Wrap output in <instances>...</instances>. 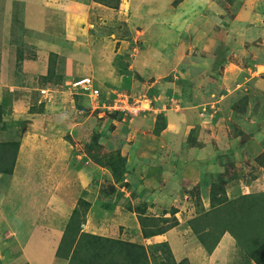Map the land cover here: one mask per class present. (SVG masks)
I'll list each match as a JSON object with an SVG mask.
<instances>
[{
	"label": "crops",
	"instance_id": "crops-1",
	"mask_svg": "<svg viewBox=\"0 0 264 264\" xmlns=\"http://www.w3.org/2000/svg\"><path fill=\"white\" fill-rule=\"evenodd\" d=\"M116 1L117 0H0V76H2L0 79L2 82L0 83V99H3L5 93H8L9 90L19 91L25 88L28 89L32 86V88L37 87L35 89L37 92V100L33 104L29 103L28 110L29 108L32 109L33 105H37V103L38 105L41 104L44 106V104L39 103V96L41 95L40 89H48L50 87L48 83H42L41 78L45 77L47 74L50 56L52 55L54 57H59L60 54H62L65 57L66 80L63 75L64 85L69 86L72 81L76 80L70 79L75 68L78 69L77 71H80L81 68H85V72L81 74L79 72L76 76L92 75L96 87L100 89V87L106 86L105 88L107 90L103 91L105 93L104 95L107 97L106 99L114 96L115 92L119 91L124 93L127 92L129 95L128 89L135 91L132 90V88L135 86L138 87L136 82L140 85L150 82L151 87H155L159 85L158 82L160 80L170 77V74L174 75V80L171 82L173 83L172 88H174L173 94H169L168 89H172L171 87H164L166 83H160V88L162 89H156V92L151 93L153 94V98L152 105L148 109L149 112L130 119V121L135 119L141 124L142 122H148L149 125L150 119H152L150 120L151 123L155 121V112H163L164 114H160L164 116L170 113L169 116L166 117L168 125L161 130L160 134L152 136V134L146 133L144 129H135L133 130V135L138 136L139 139L132 144H128V142L131 143L132 140L127 139V144L124 143L125 148L120 151L127 157L128 162L130 161L131 155L133 156V161L135 158L138 159L139 156L142 155L147 162L151 160V163L147 165L145 161L146 166H144V162L138 160L139 165L137 168L144 170L142 171L143 175H140L141 172L137 173V170L135 174L126 172L124 180L122 181L126 184L123 185L120 190L119 187H117L116 191L110 193L111 195L108 198L111 201H105L102 197L99 199L100 188L97 184H92L93 177L96 176L102 168H100L96 162L90 160L86 153H83L85 158L78 154L77 149L74 148L76 145L87 146V144H89L88 140L91 141V138L89 137L87 140L85 136H88L87 128L90 124L83 123V125H79V123H74V125H69L67 121H65L67 124L66 127L63 124L54 123L52 120L44 123L39 116L47 115V113H33L38 116L30 117L29 119L31 121L29 122V120H27L28 123L26 122L27 124H24L27 127L22 128L24 131V138L21 142V138L17 135L18 132H14L18 138L15 137V139L12 136H9L8 139L6 138V142L15 139L16 142L11 145H18L17 149H15L16 154L13 155L15 158L12 157L11 159V161L13 159L15 160L12 173H5V175L12 176L14 181L13 185L9 188V192H11L9 197H13L12 194H15L17 191L16 187H18L29 195L32 203H36L39 207L34 208L35 219L32 221L31 230L26 236H24V234L20 236L19 232L15 230L13 232H6L4 237H0V239L4 238V240H6L10 236H12V239L15 238L13 240L16 246V253L19 254L21 259L25 260L26 264H68V260L58 257L56 252L64 233V231L62 232L63 228L67 226L74 209L78 206L79 200L84 199L90 203L86 214V220L82 225V230L85 232L142 244L147 249H149V246L152 244L167 242L176 262L187 259L189 264H257L250 255H247L246 250L240 246L241 243L239 244L238 236L235 238L229 230H226L220 236L218 244L212 251L208 250L199 240L200 235L204 233V231H199L196 223H189L190 221H187V217L193 214L195 210L193 201L184 199V197L188 198L186 193L183 194L180 192V189H177L179 187V181H177V179L179 177L180 179L186 178L188 173L183 170V168L179 171L174 170V168L183 166V161L187 160L183 159L184 151L181 149L182 147H179L181 142L177 144L178 137L174 136L175 139L170 140L166 137L169 134L166 133L172 130V125H175L170 118L174 113L175 121H179L178 125L174 126V130L185 128V126L187 128L190 126L192 127V125L189 124L194 123L191 118V121L185 122L184 126H182L186 117H192L191 112L194 110L186 109V105H183L181 102L187 104L192 99L188 100L187 96L183 93L178 95L179 92L175 89L178 86L175 81L178 78L177 74H181L183 69L186 71L185 75L189 74V72H187L188 69L185 66L183 67L184 64H182L184 63V58L190 56V54H186L188 45L184 42H180L182 40V34L178 32V27L180 26L182 29L186 27L189 18L186 14V9L191 8L192 0H175V2L172 0L173 3L169 0H149L150 9L146 8L144 6L145 4L141 3L145 0H118V3L115 4ZM259 1L260 0H245L235 12L231 9L232 1L227 8L229 12L233 13L231 19L228 17V23H223V25L217 27V30L224 29L225 32H236V38L242 42L236 46L238 48V54L231 53L236 47H232V49L226 47L228 59L226 58L224 60L225 64H223V66L225 65V68L230 72L229 80L232 79V75H237L239 77L243 76L244 82L242 83V81L238 79L230 81L228 85H224L225 83L222 80L224 91H227L229 87H236L237 85L242 88L245 87L244 91L239 90L242 92V98L245 96L249 98L250 96L247 95H252L256 91V88L253 86H259L264 83V78H261L262 74H264V4L258 3ZM15 2L24 3L25 14L23 23L28 30L20 29V33L23 36L22 40L15 39L12 36V25L13 22H15ZM141 7L155 14L151 22L147 24L142 22L146 17L150 16H147L145 14L146 12L143 10L139 13ZM57 15L62 16V23L57 22ZM107 16L112 17L110 20H119L118 16L123 17L122 21L125 23L121 26V36H118V33H114L111 29L108 30L107 27L100 25L102 24L101 20L107 18ZM91 18H95V21H92ZM96 22L99 24L97 28L95 27L97 25ZM235 23H237V25ZM153 24H164L175 29V32L172 30L168 31L169 34L175 35V40L174 38L172 39L173 49L171 51H166L167 48L163 49L164 47L160 50L156 47L153 49V43L148 41V38H151L154 34L152 31ZM105 26L112 28L115 25L106 23ZM91 37L95 39H91ZM176 41L178 42L176 43ZM71 48L73 49V53ZM224 48L225 47L222 49ZM30 50L34 51L26 53ZM181 50H184L185 53L182 54ZM21 51H23V58H21L19 54ZM166 53L170 55L171 60L165 58ZM80 56L82 58H80ZM116 56H121L120 59H122V63L127 65L124 72L120 66L114 64V57L116 58ZM40 57H42V60L39 59ZM39 60L42 61L44 65L41 64ZM78 60L80 62H78ZM18 63L20 65H18ZM217 63L218 62L214 61V57L210 59V62L209 59L207 60V65L211 64L207 74L213 78V80L217 79V76L214 75L212 71L213 68L217 67ZM76 65L77 67H75ZM7 66H10V68L7 69ZM21 67L23 69L26 67L30 68L26 78L23 75L20 76L21 72H23ZM11 69L14 72H9V74L12 73L13 77H9L7 73ZM135 70L139 73H135ZM199 71L200 70H197L196 73L201 76ZM14 74L17 77H15ZM223 77L224 75L222 78ZM28 79H32V81H28ZM3 80L5 83H3ZM184 80L189 82V86L195 84L190 77ZM39 81H41L39 86L34 85ZM122 85H124V87H121ZM248 85L250 86L249 88H247ZM68 89L72 88L69 86ZM58 91L63 92V89ZM232 93L233 92L225 94L220 93L221 95L219 97L221 99L219 98L216 102L222 99L224 100ZM77 94L80 95L79 99L78 101H76L77 97H75V100L72 99L74 104L69 101L70 108L76 107L80 111H83V107L88 106L89 108L91 106L92 108L93 104L90 105L92 102H85L86 100H90L88 95L80 91ZM166 105H172V107L175 105V107L178 106V108L174 110V113L172 109L163 111L166 110ZM182 105L184 106L183 109H186V111H182L183 113L178 114L177 111L179 108H182ZM94 111L95 109L92 108V112ZM6 115H8V113ZM148 116H150V118H148ZM99 117H103L101 112L99 113ZM6 120L8 119L3 115V121L7 122ZM155 125L156 123L153 124V131ZM51 126L54 128L51 132L53 136L54 134L56 135L59 130H64L66 137L56 138L58 136L56 135V137L54 136L55 139L51 137L48 132L46 133L50 135V138L46 137L43 133H40V135L39 133L29 134L28 132L38 129L49 130ZM92 127L94 131L98 130L93 124ZM125 128L129 130L130 125L125 123ZM132 129L130 131H132ZM6 130L7 128L1 130L0 133L6 132ZM130 131H128V133H131ZM27 133L29 136L26 135ZM180 133L181 131L177 134L179 135ZM250 137L251 140H253L254 136ZM74 139L79 141V143H71L75 141ZM83 139L85 140L83 141ZM159 141L169 143L171 146L166 145L164 148L163 143L159 145ZM175 141L177 145H175L176 150L173 151L175 148L173 142ZM158 145L164 149L159 148ZM133 147H136L135 152H133ZM15 150L13 149L11 153H15ZM23 150L26 152L24 153ZM198 151H200L199 148L195 146L185 154H196ZM128 152L129 154H127ZM167 152H171L170 156L176 158L174 161L175 163H173L174 167L171 170L165 169L166 167L163 166L160 167L161 165L158 163V160H161L162 165L166 164V162H170V156L167 158V156L164 155ZM74 154H76V159L73 157L74 159L71 161ZM152 157L156 158L152 160ZM72 163H75V166ZM69 165L74 168L68 170ZM180 171L184 172L180 174L178 173ZM4 177V172H0L1 203L7 200V196L4 194L5 191L3 192L1 190ZM168 178H170L171 182ZM133 183L137 184L133 187ZM127 185L129 187L128 189L131 191L130 193H124ZM134 190L136 194H138L137 197L140 195L141 199L143 198L144 200L142 208H146L147 211L144 215L158 217L161 216V213L155 214L151 211L162 209L165 210L164 217L167 218V214L174 208V214L177 217L178 225L176 224L174 228H171L163 234L145 238L138 218V209L136 208V204L138 203L133 202V208H131V205L127 204L125 206L122 203L124 200L123 197L129 196ZM241 194H244V192H241ZM228 196L230 197L229 193ZM206 198H208V196L203 197V200ZM105 204H107V206ZM104 209L108 210L105 217L103 216L106 219H100V214L102 213L100 211ZM201 209L203 212L198 211V213L192 216L193 219L197 216H203L204 213L209 210L208 207L205 209L204 204ZM36 210L38 211L36 212ZM0 215L3 217L1 211ZM90 224H94L95 227H98V230H108V227H110L112 233L117 235H107L98 233L97 231H88L86 227ZM55 225V228H45L46 226ZM57 226H61L62 229ZM220 228L222 229V227ZM61 232L62 235L58 240H55V235H60ZM216 233L218 234V232L213 233L214 237ZM214 237H210V239H212L211 242H214ZM3 258H6V255L0 253V260L2 261Z\"/></svg>",
	"mask_w": 264,
	"mask_h": 264
},
{
	"label": "rangeland",
	"instance_id": "rangeland-1",
	"mask_svg": "<svg viewBox=\"0 0 264 264\" xmlns=\"http://www.w3.org/2000/svg\"><path fill=\"white\" fill-rule=\"evenodd\" d=\"M169 1L173 3L172 0H169ZM173 1L175 2V0ZM232 1L233 3L231 6V9L235 12L236 9L245 0H192V4L190 6L191 8L190 9L188 8L189 14H188V9H186V14L189 17L187 20L188 22L186 23V27H183V29L179 26L178 32L182 34L181 35L182 40L180 42L182 43L184 42L186 45H188L187 46L188 50L186 54H190V56L184 58V63L182 64H184L183 67L185 66L188 69L187 72H189V74L185 75L186 74L185 69H183L182 71L183 74L182 73L177 74L178 78L175 81L178 86L175 89L176 91L179 92L178 95H181L180 93L185 94L184 89L191 90L192 100L188 102L187 104H184V102H181V103L183 105H186L185 106L186 109H193L194 111L191 112L192 117H188V118L186 117V120L183 122L182 126H184L185 122L191 121V118L193 119L194 123L189 124V125H192V127L190 126L191 128L190 127L187 128L185 126V128H179L180 130L179 129L174 130L173 129L174 126H177L179 123L178 120L175 121V113H174V110L178 108V106L175 107L174 105V107H172V105H166V108H165L166 110H163V111H167V109H172L174 113V115L171 116L170 118H171V121L173 120V123L175 125L171 126L173 128H171L172 130H169L166 133V134H169L166 137L170 140L171 139L174 140L175 139L174 136L178 137L177 144L181 142L179 147H182L181 149H183L184 151L183 159L187 160V161H183L184 162L183 166H180L179 168L178 167L174 168V170H177V171L183 168V170H185L188 173L186 178L180 179L179 177L177 179V181H179L178 182L179 187L177 189H180V192H182L183 194L186 193L188 198L184 197V199L192 200L195 205L194 206L195 210L193 211V214H190L187 217V221L188 222L190 221L189 223L191 222L196 223V225L201 231H203L205 227H207L209 224L211 226H214L215 222L216 224H218L217 228L223 227L225 224L233 227L232 236L234 235L236 238L238 235V237L240 238V239L238 238L239 244L241 243L240 246H242V248H244L247 251V255L249 256V249L254 247V244L249 239L247 240L245 239L244 241V234L242 235V231L240 230L242 223L240 222L236 223L238 221L236 220V218L242 215L243 218L249 219V217L253 215L251 222L257 223L258 225H262V227L261 226L259 227L261 228V233H263V236H264V212L260 210L263 213V215H261V212H258L257 214L258 216H260V219L262 221L256 220L253 209L250 212L244 211V210L240 211L236 209V211L232 210L233 213L230 214L229 209L226 211V209L223 208V210L219 211L220 212L219 218H216V215L215 216L210 215L211 216L210 218V216L207 217L205 214L203 216H197L194 219L192 218V216L198 213V211L203 212V210L201 209L203 204L205 205V209L206 207H208L209 210L211 209L210 207L212 206L211 205V195L213 192L211 191L212 189L210 185H213L216 183L218 184L222 183L223 181L221 180L223 178L226 179L225 189L227 190V193H229L230 195V200L237 199L238 197H240L241 192L253 193L254 195L259 194V193H264V168L261 166L264 164V161H261L260 163L256 160V158H258L259 155L262 152H264V140H263V137H264V130H263L264 128V83L260 84L259 86H253L256 88V91L252 95H247L250 97L248 98L246 104L243 101L244 98H242L243 97L241 95L242 92L239 91V90L244 91L245 87L242 88L237 85L236 87H229L227 91H224L223 86H222L223 82L225 83L224 85H228L229 82L232 80L239 79L240 81H242V83L244 82L243 76L239 77L237 75H232V79L229 80L230 72L228 69L225 68V65L223 66V64H225L224 60L226 58L228 59L227 57L228 52L226 50V47L232 49V47H236L242 42L236 38L237 36L236 32L234 33L225 32L224 29L217 30L218 26L223 25V23H226L229 20L227 19L228 17L231 19V15L233 13L229 12L227 8L229 7ZM253 1H256V0H253ZM117 3H118V0L115 2V4ZM141 3L145 4L144 6L146 8H149V9L151 8L149 4L150 3L149 0H145ZM258 3L264 4V0H260ZM14 4H15L14 6L15 7V22H13V25H12V36L15 39L22 40L23 36L20 33V29L28 30V28L23 23L24 14H25L24 3L15 2ZM142 10L146 12L145 14L147 16H150V17H146L142 22L145 24H147L148 22H151L153 20L152 17H154L155 14L151 13L150 11H147V9L146 10L143 9V7H141V9L139 10V13H141ZM118 17H119V20L117 19L110 20L112 19V17L107 16V18H104L101 20L102 24L100 25H102L103 27H107L108 30L111 29V31H114V33H118L117 34L118 36H121V33H120L121 32L120 30H122L121 26L125 22L122 21L123 19L122 16H118ZM91 20L95 21V18H91ZM57 22L59 23L63 22V18L61 15H57ZM106 23H111L115 26H113L112 28H109V26H105ZM235 24L237 25V23ZM98 25L99 24L97 23L95 27L97 28ZM152 26H153L152 31L154 34L151 36V38H148V41L150 43H153V46H152L153 49L156 47L160 50L164 47L163 49L167 48L166 51H171L173 49L172 39L174 38L175 40V35L169 34L168 31L172 30L175 32V29L174 28L172 29V27L166 26L164 24H157V25L153 24ZM95 38L91 37V39H95ZM177 42L178 41H176V43ZM223 47L225 48L222 49ZM32 51L34 50L27 51L26 53H31ZM71 51L73 53L72 48H71ZM181 51H182V54L185 53L184 50H181ZM162 53L164 54L163 51ZM231 53L238 54V48L236 47V49ZM224 56L226 58H224ZM212 57H214V61L218 62L217 67L213 68L212 70L214 75L217 76L216 80H213V78H211L207 74L211 67V64L207 65V60L209 59V62H210V59ZM234 57L237 58L236 56ZM80 58L82 57L80 56ZM165 58L167 60H171L170 55L168 53L165 54ZM39 59L42 60V57H40ZM40 60L39 62L43 64L42 61ZM117 60L121 61L122 59L118 58ZM114 61H115V57H114ZM78 62L80 61L78 60ZM50 66L54 67V74H53L54 77L53 78L64 75L65 80H66V76H65L66 75V62H65V57L62 54H60L59 57H54L53 55L50 56V60L48 64V71L46 75H48L49 73ZM75 67H77V65ZM9 68L10 66H7V69ZM21 69L23 72H21L20 76L23 75L26 78L27 74L29 73L28 71L30 70V68L26 67L23 69L21 67ZM11 70L8 71L7 73L9 74V72H14L13 70L12 71ZM77 70L78 69L75 68V70L71 74L70 79L77 80L79 78L86 77V76L93 78L92 75H82L81 77L76 76L77 74H79V72L81 74L82 72L86 71L85 68H81L80 71H77ZM197 70H200L199 72L201 76L196 73ZM135 73H139V72L135 70ZM170 75H171L170 77H166L160 80L158 82L159 85L156 84L158 86H155V87L152 86L153 88L151 87L150 82L143 83L141 85L138 84V82H136L138 87L135 86L132 88V90H135V91H131L128 89V93L130 96L132 95L131 96L132 99H142L145 97L150 98L149 96L150 93L156 92V89H162L160 88V85H161L160 83L162 84L166 83L164 87L166 86L171 87V88L173 87V83L171 82H173L172 80H174L173 79L174 75L172 74ZM223 75L224 77L222 78ZM9 77H13V74L10 73ZM15 77L17 76L15 75ZM64 77H61L60 81L55 82V79H53L47 82L48 86L50 87L48 89H51L52 91L51 95L53 96V98H51L50 100H46V102H43L42 104H44V106H42L41 104L38 105L37 103V105H33L32 109L29 108L28 110L29 103L33 104L37 100V92L35 90L37 87L32 88V86H30L28 89L25 88L19 91L15 90L16 92L9 90L8 93H5L4 98L0 99V111L2 107V110L5 111L4 116L8 120H6L7 122L3 121L5 123L4 126L5 128H7V130L6 132L0 133V144L5 143L6 138L8 139L9 136H12L13 138H15L17 137V135L18 137L21 138L20 139V142H21L22 139L24 138L23 136L24 131L22 128L27 127L24 124L28 123L27 120H29V122L31 121L29 119L30 117H36L38 116L37 114H40V113H47V115L39 116L40 119L44 121V123L52 120L54 123H60V124L65 125L66 127H67V124L65 121H67L69 125H74V123H79V125H83V123L90 124L88 125V128H87L88 136H85V138L86 139L89 137L91 138L93 152L101 160V162L98 165L100 166V168H102L101 171L98 172L97 175L93 177L92 184L93 185L97 184V186L100 188V194L98 196L99 199H101L102 197L105 199V201H111L108 198L111 195L110 193L112 191H116L117 187H119V190H120V188L123 187V185H125L126 183L115 180V178L113 177L112 170L108 166L109 161L111 159H115V157H117V155L121 152L120 150L125 148L124 145L127 144V141H128L127 139L132 140L131 143L128 142V144H132L139 139L138 136L133 135V130L144 129L146 133L152 134V136L158 135L155 133V131H153V124L156 123L155 126L157 127L161 126L162 124H165L167 126L168 121L166 117H168L170 113L164 116L163 115L164 113L160 112V113H163L162 117L164 118V119H160L157 116V115H160V113L155 112L154 114L155 121L151 123L150 120L152 119H150L149 125H148V122H142L141 124V123H138L135 119L130 121V119H132L131 117L125 116L123 113H121V115L119 113L115 114L113 112H109V110H106V109L105 110L97 109L94 112H92L91 106L89 108L88 106L87 107L81 106L83 107V111L78 110L76 107L70 108L69 101H71L72 104H74L72 99L75 100V97H77L76 101H78L80 95L77 93L80 91V89L75 90L73 89L71 85L69 86L72 89H68L69 86L64 85ZM189 77L190 79L194 81L195 83L194 85L189 86L188 84L189 82L187 80H184L185 78H189ZM1 78L2 76H0V79ZM261 78H264V74H262ZM32 79H28V81H32ZM4 80H3V83H5ZM41 80L43 79L41 78ZM0 83L2 82L0 81ZM40 84H41V81H39L38 83H35L34 85L39 86ZM105 87L106 86L100 87V90L102 93L101 99L103 100L104 99L106 100L107 98L104 95L105 93L103 92L107 90ZM121 87H124V85H122ZM181 87L182 88L184 87V88L182 89ZM249 87L250 86L248 85L247 88ZM5 89L7 90L6 87ZM62 89H63V92L58 91ZM173 89L174 88L168 89L169 94H173ZM249 91H245V92H249ZM230 92H233V93L229 97L225 98L224 100L222 99L219 102H216L219 100L220 98L219 96L221 94L230 93ZM15 95L17 96V98ZM85 97L87 98L86 95ZM39 98H41V95L39 96ZM112 98L113 96L110 97V99ZM89 99L90 100H86L85 102L88 103V101H90L93 103L92 99L91 98ZM105 102L101 103V101H99L100 106ZM92 103H90V105H92ZM94 103L96 104V102ZM145 105H146V102H145ZM183 105H182V108H179V110L177 111L178 114L183 113L182 111H186V109L185 110L183 109L184 108ZM33 111H40V112H33ZM157 111H162V110H157ZM100 112L103 114L102 118L99 117ZM146 112H149V111L147 110ZM146 112H144L143 114H145ZM7 113L8 115H6ZM33 113H37V114L35 115ZM88 113L90 114V116ZM148 118H150V116H148ZM22 120L25 122H23ZM10 121H13V122H10ZM125 123H128L130 125L129 130L125 128ZM92 124L95 125L98 130L94 131ZM78 127H81V126H78ZM131 129L132 131H130ZM52 130H54L53 126H51V129L49 130L38 129V130H30L28 132L29 134L43 133L46 137H49V138H50V135L53 138H55L56 135H58L56 138H59V137L62 138L66 135L64 130L63 131L59 130L56 135L54 134L55 136L54 137L51 134ZM128 131H130L131 133H128ZM180 131L181 133L178 135L177 133H179ZM14 132L16 133L18 132V134L15 135ZM46 132H48L50 135L47 134ZM242 132H248L246 135H249V136H251L252 134L254 136L253 140H251V137L249 139L243 140V137L245 135H243L242 138H240ZM97 133H99V136H97ZM29 134L27 133L26 135L29 136ZM15 139L12 140L13 142L12 141L7 142V143H10L9 149L6 148L7 154L9 155V157H11L10 160L12 159L11 151L13 152V149L15 150L16 145H17V144H15V146L11 145L12 143L16 142ZM74 140H73L74 142H71V143L73 144H76L75 142L79 143V141H77L76 139ZM84 140L85 139H83V141ZM89 141L90 140H88V143L90 144ZM240 142H243V144H241ZM162 143L164 145V148L166 147V145H170L169 143H164L163 141H159V145ZM177 144H176V141L173 142L174 147ZM159 145H158L159 148H163V147H160ZM195 146L198 147L200 150L198 151V153L196 154L188 153L187 155L185 154L188 152V150H190L192 147H195ZM74 148L77 149L78 154H80L81 156H84L83 153H86L87 156L90 158V160L93 161L92 157L88 153V146L86 147V145L85 146L76 145L74 146ZM3 149H5V147L4 148L0 147L1 152ZM135 149L136 147L135 148L133 147V152H135ZM175 150H176V147L174 148L173 151ZM23 152L25 153L26 151L23 150ZM121 154L123 155V153ZM127 154H129V152ZM164 155L167 156L168 158V156L171 155V152H167ZM73 157L76 159V154L72 156L71 161H73L74 159ZM130 157L131 158L129 162L126 160V164H127L126 172L128 173L131 172L132 174L133 173L135 174L137 170V173L141 172L140 175H143L142 171L144 170H140L137 168L139 165V161L144 162V166H146V163L147 165L150 164L151 160L147 162L145 157L142 155H140L138 159L135 158L134 161H133V156L131 155ZM155 158L156 157H152V160H154ZM169 158H170L169 159L170 162H166V164H163V165H162L161 160H158V163L161 165L160 167L162 166L166 167L165 169H168V170L173 169L174 167L173 163H175L174 161L176 160V158L174 156H170ZM1 162L2 160L0 157V163ZM4 164L5 163H3V165ZM72 164L74 165L75 163H72ZM73 168L71 165H69L68 170H72ZM183 172L184 171H180L178 173L181 174ZM4 176L5 177L3 181V187L1 190L3 192L5 191L4 194L7 196V200L3 203L0 202V207H1L0 211L3 214V217L0 215V237H4L6 232H9V231L13 232L15 230L19 232L20 236L22 234L26 236L31 230L32 221H34L35 219L34 218L35 217L34 208L35 207L38 208L39 206L36 203H32L30 201L29 195L26 194L22 189H19L18 187H16L17 191L15 192V194H12L13 197L12 198L9 197V195L11 194V192H9V188L13 185L14 181H13L12 176H8L5 174ZM168 179L170 181V178ZM136 184L137 183L135 184L133 183V187ZM128 188L129 187L127 185V188H125L126 191H124V193L131 192L130 189ZM137 195L138 194H136L134 190V192H132L129 196L123 197L124 198L122 202L123 205L126 206L128 204V205H131V208H133L132 203L134 202V203H138L136 204V208L141 209L143 207L144 200L143 198L141 199L140 195L139 197H137ZM206 196H208V198L203 200V197H206ZM191 204H190V207H191ZM105 205L107 206V204ZM261 209H264V204ZM172 210L175 211L174 208H172ZM172 210L169 212V214H167V218L165 220L163 218L165 214L164 212L165 210L155 209L151 212L155 214L161 213L160 214L161 216H158L160 218L158 217L156 218V219H160L159 223L161 225L163 226L166 225L165 221L169 220L170 224L172 222V223H175V226H176L178 220L174 214L175 212ZM37 211L38 210H36V212ZM87 211H88V208L86 209V214H87ZM100 212H102L100 214V219H103L106 215V212H108V210L104 209L103 211H100ZM191 218L194 220V222ZM233 220H235L234 223H232ZM55 227L56 225L46 226L45 228H55ZM57 227L62 229L61 226H57ZM65 228L66 227L63 228L62 232L65 230ZM97 228L98 227H95L94 224H90L86 227L88 231H97L98 233L107 234V235H117V234L112 233L110 227H108V230H104V229L98 230ZM62 232L60 233V235L58 234L55 235L56 237V238L54 237L55 240L59 239V237L62 235ZM224 232H225V229H224ZM224 232L221 231L217 235V237L222 235ZM213 233L214 232H212L209 235V237L206 235L205 238L209 239L213 235ZM11 237L12 236L8 237L7 239L5 238L6 240H4V238L0 239V253H2L3 255H6V258H3L2 261L0 260L1 261L0 264H26L25 260L21 259L19 257V254L16 253V246L14 245L15 242L13 240L15 238L12 239ZM253 238L257 242V241H260V239L263 237L256 235V236H253ZM199 240L201 241V238ZM247 243L250 244V247L248 250H247L248 247L246 246ZM120 263H123V261H120Z\"/></svg>",
	"mask_w": 264,
	"mask_h": 264
},
{
	"label": "trees",
	"instance_id": "trees-1",
	"mask_svg": "<svg viewBox=\"0 0 264 264\" xmlns=\"http://www.w3.org/2000/svg\"><path fill=\"white\" fill-rule=\"evenodd\" d=\"M19 54H20V57L23 58L22 56L23 51H21ZM120 57L121 56H117L115 58L114 64L117 66H120V68H122V71L124 72V69L127 67V65H124L122 61L117 60ZM224 58L226 57L224 56ZM18 65L20 64L18 63ZM53 74H54V67L50 66L48 75H46L45 77H42L43 79L42 83H47L48 81L53 80V79H55V82L60 81V78L63 77L61 75V76L53 78L54 77ZM184 90H185V95L187 96V99L191 100L192 99L191 90H188V89H184ZM149 96H150L149 99L153 98L152 97L153 94L150 93ZM107 100L108 99L106 100L101 99V95H100L99 101H101V103ZM247 100H248V97L245 96L243 99L245 104L247 103ZM100 110H103V109H100ZM109 112H113L115 114L119 113L121 115V112H118V111H109ZM4 114H5V111L2 110V107H1L0 131L5 129V126H4L5 123L3 122ZM158 118L164 119L161 114L158 116ZM165 126H166L165 124H162L159 127L155 126L154 128L155 133L160 134L161 130H163ZM247 133L248 132H242L240 138H242V136L246 135ZM97 136H99V133H97ZM251 136L253 135L251 134ZM240 143L243 144V142H240ZM9 145L10 143H7V142L0 144V147L2 148L5 147V149H3L2 152L0 151V157L2 160L1 162L2 164L0 163V172H4V174L10 173V172L12 173V167L15 162L14 159L11 161L9 155L7 154L6 148L9 149ZM17 146L18 145H16V149H17ZM87 146H88V153L92 157L93 161L99 164L101 160L93 152L92 141H90V144H87ZM14 154L15 153H12V157ZM126 160L127 158L123 156L120 152L117 155V157H115V159H111L108 163V166L112 170L113 177L115 178L116 181L122 182L124 180L125 172L127 170ZM256 160L260 163L261 161H264V152H262L259 155V157L256 158ZM3 163L5 164L3 165ZM261 166L264 168V164ZM221 181L223 182L220 184L216 183V184L210 185L212 189L211 191L213 192L211 195V205L212 206L210 210L204 213L207 217H209L210 215H214V216L216 215V218H219V215H218L220 214L219 211L223 210V208H225L226 211L229 209L230 214L233 213L232 210L236 211V209L240 211L244 210V211H249V212L253 209L256 220L262 221L260 219V216H258L257 214L258 212H261V211L264 212V209H261L264 204V193H259L256 195H254L253 193H244V194H241L240 197H238L237 199L230 200L227 190L225 189L226 179L223 178ZM89 205L90 203H88L84 199L79 200L78 206L74 209L69 219V222L64 230L60 244L58 246L56 255L58 257L67 259L69 262L68 264H189L187 259H183L180 262H176L167 242L152 244L149 246V249H147L142 244L123 241L120 239L108 238V237H104V236H100L97 234L83 231L82 225L85 222L86 209L89 207ZM146 212H147L146 208H141L137 210L138 218L142 226V232L145 238L152 237L158 234H163L175 226V223L171 222L170 224L169 220L165 221L166 225L163 226L159 223L160 219H156L157 217H154V216L151 217V216L144 215L146 214ZM262 212H261V215H263ZM252 216L249 217L248 219V218H243V216L241 215L236 218V220H238L236 223H239V222L242 223L240 230L242 231V235L244 234V241L245 239L246 240L249 239L254 244V247H252L251 249H249L250 244L249 243L246 244V246L248 247L247 250L249 249L250 257L257 264H264V236H263V233H261V228L259 227V226L262 227V225H258L257 223L251 222L253 218ZM163 218L164 220L166 219L165 217ZM234 221L235 220H233L232 223H234ZM217 227H218V224H216V222L214 226H211L209 224L203 230L204 233L200 235L202 244H204V246H206V248H208V250L210 251H212L218 244L219 238L221 235L219 237H217V235L221 231L224 232V229H225V231L229 230L233 232V227L228 226L227 224H225L222 227V229L217 228ZM212 232L214 233L218 232V234L216 233L215 237H214V234L212 235L214 237L213 238L214 242H211L212 239L210 238L209 239L205 238L206 235L209 237V235ZM256 235H259L263 238H261L260 241L256 242L253 238V236H256ZM120 261H123V263H120Z\"/></svg>",
	"mask_w": 264,
	"mask_h": 264
},
{
	"label": "built area",
	"instance_id": "built-area-1",
	"mask_svg": "<svg viewBox=\"0 0 264 264\" xmlns=\"http://www.w3.org/2000/svg\"><path fill=\"white\" fill-rule=\"evenodd\" d=\"M74 88H79L80 91L89 96L93 101V109H103L109 111H118L123 113L128 117H135L146 112L152 105V100L148 97L142 99H132L127 93L115 92V97L112 99L108 98L105 103L101 106L99 104V97L101 95L100 89L94 85L93 79L91 77H84L82 79L76 80L72 83ZM51 89L42 88L40 89L41 98L39 103L46 102L53 98L51 95ZM145 100V101H144ZM96 102V104L94 103ZM145 102L147 103L145 105Z\"/></svg>",
	"mask_w": 264,
	"mask_h": 264
},
{
	"label": "water",
	"instance_id": "water-1",
	"mask_svg": "<svg viewBox=\"0 0 264 264\" xmlns=\"http://www.w3.org/2000/svg\"><path fill=\"white\" fill-rule=\"evenodd\" d=\"M249 138H250L249 135H245V136L243 137V140H245V139H249Z\"/></svg>",
	"mask_w": 264,
	"mask_h": 264
},
{
	"label": "clouds",
	"instance_id": "clouds-1",
	"mask_svg": "<svg viewBox=\"0 0 264 264\" xmlns=\"http://www.w3.org/2000/svg\"><path fill=\"white\" fill-rule=\"evenodd\" d=\"M81 79H82V78H81ZM78 80H79V79H78ZM75 81H76V80H75ZM73 82H74V81H73ZM73 82H72V83H73ZM72 83H71V86H72ZM72 87H73V86H72ZM73 88H74V87H73ZM75 89H79V88H75ZM92 104H93V103H92ZM92 108H93V106H92ZM96 110H97V109H96ZM143 113H144V112H143ZM143 113H142V114H143ZM139 116H140V115H139ZM137 117H138V116H137ZM131 118H133V117H131Z\"/></svg>",
	"mask_w": 264,
	"mask_h": 264
}]
</instances>
